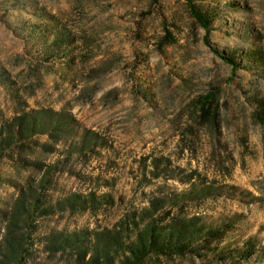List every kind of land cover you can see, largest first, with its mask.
I'll list each match as a JSON object with an SVG mask.
<instances>
[{
  "label": "rangeland",
  "instance_id": "obj_1",
  "mask_svg": "<svg viewBox=\"0 0 264 264\" xmlns=\"http://www.w3.org/2000/svg\"><path fill=\"white\" fill-rule=\"evenodd\" d=\"M193 2L0 0V264L151 224L189 247L142 264H264V0Z\"/></svg>",
  "mask_w": 264,
  "mask_h": 264
},
{
  "label": "trees",
  "instance_id": "obj_2",
  "mask_svg": "<svg viewBox=\"0 0 264 264\" xmlns=\"http://www.w3.org/2000/svg\"><path fill=\"white\" fill-rule=\"evenodd\" d=\"M188 4L189 10L196 21L202 25L204 29L209 30V21L207 16L202 13L198 7L195 5L193 0H185ZM224 59L233 66L236 63L232 58L228 56H223ZM35 124L30 125V131L34 129ZM38 198L35 200V204H31V208L23 206L22 214L25 217V222L32 219L36 211L38 210ZM76 202H70L69 207L74 208ZM174 230V229H173ZM167 231V230H166ZM202 232V230L198 231ZM166 235L163 239L165 242L159 241L161 235ZM212 229L209 230L208 235H213ZM50 243V250L53 253L63 252L65 253L68 249L74 250L79 258V261H84L87 254L81 251V247L78 246L80 238L78 234H71L69 237L53 236ZM94 251L89 256V264H142L153 254L166 255L167 251L171 249H176L180 253L187 250L189 244L187 238L182 237V231H171L163 232L159 226L151 224L148 228L141 232L134 244H129L124 246L123 242H120L116 237H111L109 235H99L97 239H94ZM98 243H97V242ZM115 243L114 251L112 250V244ZM101 244V246H99ZM29 249L24 245L23 242L16 243L14 240H5V253L3 254L2 264H26V255ZM114 252V254H112ZM90 253V252H89Z\"/></svg>",
  "mask_w": 264,
  "mask_h": 264
}]
</instances>
